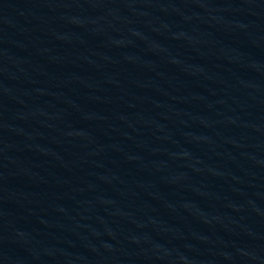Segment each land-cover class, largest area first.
<instances>
[{
  "label": "water",
  "instance_id": "1",
  "mask_svg": "<svg viewBox=\"0 0 264 264\" xmlns=\"http://www.w3.org/2000/svg\"><path fill=\"white\" fill-rule=\"evenodd\" d=\"M0 264H264V0H0Z\"/></svg>",
  "mask_w": 264,
  "mask_h": 264
}]
</instances>
